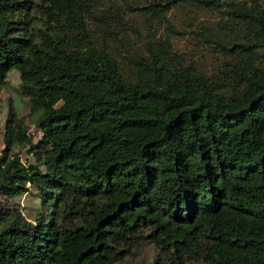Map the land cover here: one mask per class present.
<instances>
[{
  "label": "trees",
  "instance_id": "obj_1",
  "mask_svg": "<svg viewBox=\"0 0 264 264\" xmlns=\"http://www.w3.org/2000/svg\"><path fill=\"white\" fill-rule=\"evenodd\" d=\"M13 71L0 264H264V0H0Z\"/></svg>",
  "mask_w": 264,
  "mask_h": 264
},
{
  "label": "rangeland",
  "instance_id": "obj_2",
  "mask_svg": "<svg viewBox=\"0 0 264 264\" xmlns=\"http://www.w3.org/2000/svg\"><path fill=\"white\" fill-rule=\"evenodd\" d=\"M20 78L19 73L17 71H13L10 73L8 77V84L6 88L2 91L0 95V157L1 152L5 148V125L8 119V111L10 102L14 104L15 107L20 111V118L24 119L26 125H29V134L32 136V140L34 144H37L40 140L44 138V135L36 125H32L31 119L29 118V105L28 100L21 96L20 93ZM62 103H60L61 105ZM21 156L24 162L27 161L29 150L28 146H24L21 149ZM34 164V161H31ZM45 171V168H42ZM20 210L21 212L30 220H34L36 211L39 210V202L37 199L32 197H22L20 201ZM158 255V251L152 243L149 241H143L139 245H137L132 254H130L125 261L118 264H153L156 256Z\"/></svg>",
  "mask_w": 264,
  "mask_h": 264
}]
</instances>
